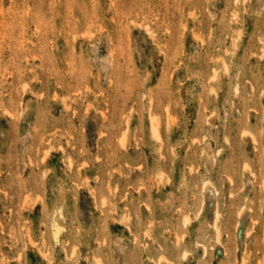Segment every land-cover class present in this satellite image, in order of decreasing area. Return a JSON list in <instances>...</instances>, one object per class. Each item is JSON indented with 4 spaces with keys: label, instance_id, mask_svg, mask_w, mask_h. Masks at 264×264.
Masks as SVG:
<instances>
[{
    "label": "rangeland",
    "instance_id": "obj_1",
    "mask_svg": "<svg viewBox=\"0 0 264 264\" xmlns=\"http://www.w3.org/2000/svg\"><path fill=\"white\" fill-rule=\"evenodd\" d=\"M0 264H264V0H0Z\"/></svg>",
    "mask_w": 264,
    "mask_h": 264
},
{
    "label": "bare ground",
    "instance_id": "obj_2",
    "mask_svg": "<svg viewBox=\"0 0 264 264\" xmlns=\"http://www.w3.org/2000/svg\"><path fill=\"white\" fill-rule=\"evenodd\" d=\"M154 132H157L156 130L153 129ZM155 134V133H154ZM158 136V135H157ZM211 186V185H210Z\"/></svg>",
    "mask_w": 264,
    "mask_h": 264
}]
</instances>
